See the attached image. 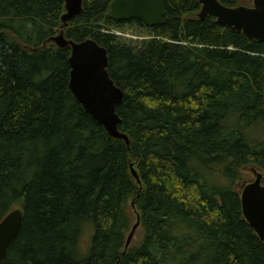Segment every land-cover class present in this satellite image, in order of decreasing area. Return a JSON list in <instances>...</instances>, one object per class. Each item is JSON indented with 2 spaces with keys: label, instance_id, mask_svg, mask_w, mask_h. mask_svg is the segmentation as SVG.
Here are the masks:
<instances>
[{
  "label": "trees",
  "instance_id": "1",
  "mask_svg": "<svg viewBox=\"0 0 264 264\" xmlns=\"http://www.w3.org/2000/svg\"><path fill=\"white\" fill-rule=\"evenodd\" d=\"M111 1L84 0L63 32L106 49L128 144L69 89L64 0H0V220L23 212L0 264H264L235 189L244 167L264 173V43L195 0H163L153 27L114 19ZM138 28L136 46L109 32ZM132 203L143 236L125 250Z\"/></svg>",
  "mask_w": 264,
  "mask_h": 264
},
{
  "label": "water",
  "instance_id": "2",
  "mask_svg": "<svg viewBox=\"0 0 264 264\" xmlns=\"http://www.w3.org/2000/svg\"><path fill=\"white\" fill-rule=\"evenodd\" d=\"M83 1L64 0L60 32L53 37V41L58 47L70 46L69 89L76 100L111 137L123 139L128 144V137L118 129L121 119L116 113V106L123 98V91L114 84L108 73L106 49L93 39L76 42L64 36L63 28L82 13ZM195 1L200 4L197 14L199 18L213 16L218 25L233 29L248 40L264 43V0H252L249 6L233 7L226 6L219 0ZM109 10L116 20L136 19L147 27L163 24L166 14L163 0H112ZM130 172L139 182L138 173L132 164ZM254 173V179L244 183L239 196L243 218L264 242V177L261 172ZM131 205L134 206L133 203ZM22 222L23 212L19 207L10 210L0 220V261L5 257L10 243L18 235ZM139 225L140 218L137 214L136 221L126 237L125 249Z\"/></svg>",
  "mask_w": 264,
  "mask_h": 264
},
{
  "label": "rangeland",
  "instance_id": "3",
  "mask_svg": "<svg viewBox=\"0 0 264 264\" xmlns=\"http://www.w3.org/2000/svg\"><path fill=\"white\" fill-rule=\"evenodd\" d=\"M135 30H136L135 32L126 31V33H125L126 35H124V37H122L126 41V43H128L132 46L138 45L137 41H139L143 38V37H140L139 34L144 33V31H145L142 28H138ZM250 133L255 139L260 138L261 134L263 135L262 131L260 130V127L252 128L250 130ZM241 172L243 174V179L241 178V180L237 183V186L235 187V189L238 193L240 192L244 183L250 182L254 179V177H255L254 172H262L263 173V171L260 170L256 166H246L243 168V170ZM263 177H264V173H263ZM263 183H264V178H263ZM130 215H131V219L134 223L136 221V211L133 207H131V205H130ZM92 233H93V229L90 226H86L85 231L83 232L81 240H80V244H81V247L83 250H87V248L89 247ZM142 236H143V232H142L141 226H138L135 229V232L131 238V241H130L128 247L133 246V245H137L138 242L142 239Z\"/></svg>",
  "mask_w": 264,
  "mask_h": 264
},
{
  "label": "flooded vegetation",
  "instance_id": "4",
  "mask_svg": "<svg viewBox=\"0 0 264 264\" xmlns=\"http://www.w3.org/2000/svg\"><path fill=\"white\" fill-rule=\"evenodd\" d=\"M131 20V19H130ZM125 21H129V20H125Z\"/></svg>",
  "mask_w": 264,
  "mask_h": 264
}]
</instances>
